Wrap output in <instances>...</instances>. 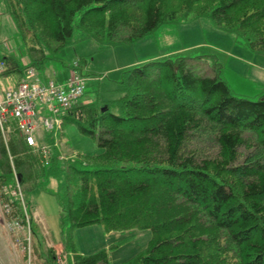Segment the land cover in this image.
<instances>
[{
  "label": "trees",
  "instance_id": "1",
  "mask_svg": "<svg viewBox=\"0 0 264 264\" xmlns=\"http://www.w3.org/2000/svg\"><path fill=\"white\" fill-rule=\"evenodd\" d=\"M0 2L27 59L2 54L3 76L20 77L28 67L43 71L75 31L108 47L202 17L264 53V0ZM190 59L169 56L130 67L118 97L79 100L61 116L63 124L69 117L83 134L97 136L103 151L91 161L64 156L51 133L46 162L14 121L5 137L0 130V200L11 205L8 221L24 228L29 221L13 194L17 182L24 198L53 180L68 264H111L105 248L89 255L75 249L72 231L95 223L108 232L152 231L144 252L121 264H264V95H235L219 72L203 74ZM89 162L93 168H85ZM24 244L27 249L30 240ZM37 254L42 257L38 246Z\"/></svg>",
  "mask_w": 264,
  "mask_h": 264
},
{
  "label": "rangeland",
  "instance_id": "2",
  "mask_svg": "<svg viewBox=\"0 0 264 264\" xmlns=\"http://www.w3.org/2000/svg\"><path fill=\"white\" fill-rule=\"evenodd\" d=\"M0 15H3L1 6ZM6 21L4 29H14L10 21ZM12 41L11 38L10 45ZM57 55L46 69L39 71L42 78L46 80L48 75L55 81L62 80L63 75L69 76L71 68L76 67L85 77L82 103L118 97L120 79L126 69L169 56L190 57L203 74L219 72L235 95L251 100L264 95V53L252 50L235 32L220 30L208 17L166 23L142 39L108 47L100 46L93 39H83L75 31L72 42ZM44 115L50 116L48 112ZM68 118L63 117V129L58 136L63 143V154L91 161L103 151L97 136L83 134L77 121ZM85 168H93L92 163ZM45 185V188L35 187L24 192L29 219L26 229H22L21 224L17 229L9 223L8 213L0 200V264H44V261L55 264L59 255L66 254L68 262L72 259L63 244L67 235L62 224L59 184L49 180ZM29 235L31 245L26 249L24 241L29 240ZM71 235L78 253L89 255L105 248L110 263L121 264L144 252L150 244L152 231L131 228L108 232L102 224L95 223L76 228Z\"/></svg>",
  "mask_w": 264,
  "mask_h": 264
},
{
  "label": "built area",
  "instance_id": "3",
  "mask_svg": "<svg viewBox=\"0 0 264 264\" xmlns=\"http://www.w3.org/2000/svg\"><path fill=\"white\" fill-rule=\"evenodd\" d=\"M5 68V62L0 60V79L10 76H3ZM9 78L7 77V79ZM85 88V77L77 71L76 67L71 68L64 83L54 79H42L34 67H28L24 76L16 83L7 80L3 84L0 81L1 132L5 137L6 133L10 131V123L14 121L28 145L38 150L44 161H49L50 149L47 144V135L54 134L58 143H61L58 139V134L62 129L61 116L79 102L84 95ZM44 112H48L50 116L44 115ZM13 194L18 195L22 204L25 205L22 189L18 182ZM3 206L9 213L11 205L4 204ZM12 222L9 223L14 225V228H20L18 220ZM21 227L26 229L22 225ZM28 238L30 240V235ZM66 255H59L55 264H68L67 259L69 258Z\"/></svg>",
  "mask_w": 264,
  "mask_h": 264
},
{
  "label": "crops",
  "instance_id": "4",
  "mask_svg": "<svg viewBox=\"0 0 264 264\" xmlns=\"http://www.w3.org/2000/svg\"><path fill=\"white\" fill-rule=\"evenodd\" d=\"M0 6L2 8V2H0ZM3 10V8H2ZM4 10H3V15H0V56L2 54H12V55H16L18 57H20V59L22 60L23 64H27V59L24 57V56H21L23 51H22V48L20 47V43L18 42V39H17V33H16V28L13 24V21L11 19V17L8 15V14H4ZM6 20H9L10 21V26H12L14 29H12L11 31H7L6 29H4L5 27V23L8 21ZM13 39V44L10 45L9 41L10 39ZM172 57V56H171ZM1 60V59H0ZM39 73V76L42 78L40 72ZM22 76H18V75H10V76H6V77H2L0 79L1 82H3V84H5V82H8L9 81H14L15 83L17 81H19L22 77ZM7 77L9 79H7ZM68 78V76H64L63 75V78L62 80H58L57 82H60V83H64L66 81V79ZM43 79V78H42ZM47 79H52L50 76L46 75V80ZM45 80V79H44ZM89 102V101H87ZM85 102V103H87Z\"/></svg>",
  "mask_w": 264,
  "mask_h": 264
}]
</instances>
